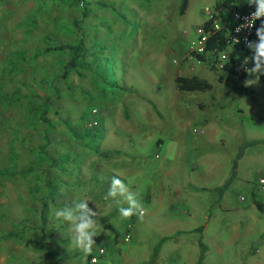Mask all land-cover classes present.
<instances>
[{
    "label": "rangeland",
    "instance_id": "374dc122",
    "mask_svg": "<svg viewBox=\"0 0 264 264\" xmlns=\"http://www.w3.org/2000/svg\"><path fill=\"white\" fill-rule=\"evenodd\" d=\"M87 1L0 0V105L17 106L18 100H21L24 102L26 113L28 114V118H26L24 123L21 122L19 125L14 123L6 124L3 126L4 129L0 128V132H10L17 136L20 131H23L24 137L22 139H25V141L21 142V144L18 143V139L13 142L17 145L15 151L23 153L26 150L25 153L32 154L33 159L30 164L34 166L38 162V150L41 146L48 151L51 148L49 136L52 124L48 126V124L43 122V118L46 116L52 122V110L49 109L47 111L48 105L52 104L51 102L56 103L57 101L61 102L71 99H63V94H61L67 79L70 80V75L67 78L62 77L64 64L69 59V52L47 51L46 49L49 46L52 47L66 42L76 43L81 38L85 45V53L89 50L90 65L83 60L84 67L80 68V71H86L87 78L91 77V80L88 79V83L93 82L94 89L91 92L92 94L83 92V96H79L77 103L80 105V115L78 120L74 121V123L70 120H65L63 121V126L67 130V134H76L77 130L81 133L75 145L78 144L79 147L84 149H95L97 147L103 149L106 145V137L104 140V135L106 136L107 133H110V130H107L106 133L102 132L106 124L114 128L118 121L119 123L121 122V124H116L118 126L116 128H122V130L120 129V134L125 131L130 138L128 141L132 140V135L129 132L134 125L130 127L129 123L131 124L133 121L129 123L122 122L126 116L131 119L135 115L136 102L148 101L151 98L145 96V100H138L133 97L131 93L137 88L136 86L159 88L163 83L158 80L159 82L153 87L152 84L154 83L151 84L149 78L155 79L163 76L164 79L168 80L170 78V70L166 68V64L167 62L171 64V62H174L173 60L176 62L183 60L180 72L185 75L191 74V70L190 72L187 71V64H192L191 62H185L189 61L186 57L189 42L199 30H202L203 22L209 19V14H207L205 8L208 7L211 10L210 5L208 6V2H211V0H189L184 14L178 13L180 0H117V2L115 1V4L117 3L116 8L112 3L113 0H110V4L102 0V3L105 4L102 9L108 13L113 21L110 26L112 30L110 31L117 30L118 34L109 38L110 44L100 45L103 47H99L97 41L91 43V45L86 44L88 37L91 38L93 33L92 25L88 28L85 11L88 6ZM111 10H115V12L113 13ZM138 10L141 14L142 24L147 29L141 26V21L137 18ZM83 11H85V14H83ZM151 12L156 13L153 16V21L148 19V15ZM170 12L172 14H169ZM115 22L116 25L113 24ZM149 23H153L156 27L151 29ZM86 31L88 32L87 35ZM106 31L108 32L109 29ZM105 36L106 34L103 33L102 37L105 38ZM92 40L90 39L89 42ZM97 50V59L95 60V65H93L94 55L91 56V54ZM158 57L162 59L158 60ZM86 64L87 67L85 66ZM159 68L163 69L162 72L158 71ZM196 73L208 76V80L213 84V87L206 91H195L194 94L201 101H212L213 104H215V101L220 102L221 98H223L219 97L220 85L214 82L209 74L218 76L224 73L215 68L207 69L204 65H198ZM77 79L79 77L74 75L73 80L77 82ZM171 82L170 79L169 85H171ZM119 83L132 88L125 87L123 89L117 85ZM66 94L78 96L73 89ZM212 95L217 98L213 99ZM77 99L75 98L74 100ZM35 106L38 108V114L35 113ZM244 106L246 109L250 108L252 112L261 113L264 116L263 104L255 101L249 104L248 101H245ZM130 107L132 116L130 111L127 112ZM92 109H95L97 113L93 115L91 113ZM0 113L2 114V112ZM156 113L157 111L155 110L154 114ZM164 116H167V118L172 117L170 113L164 114ZM113 117H117V122ZM155 117L157 118V115H151V121H154ZM183 119L185 120V117L183 115L180 116L181 122ZM94 120L97 121V124L90 126L89 123ZM188 121H192V124L188 128H183V133L189 139L200 138L202 133L199 131V122H196L197 120ZM257 124L258 126L252 127L256 129L257 137L264 139V119ZM141 127H143L144 133L149 132L153 136L157 134V131L152 129L150 124L140 125L139 128L141 129ZM192 127L198 128L197 132H193ZM94 136L97 139L91 141L89 137L93 138ZM146 140L140 138L138 143L149 144L150 141L147 142ZM114 143L115 146L119 145L117 139ZM131 148L130 144L125 146L127 151H130ZM140 149L142 148L140 147ZM227 152L226 149H223V152H215L212 155L218 154V156L224 157ZM246 154L241 164L240 173L234 182H231L232 185H229L221 193L217 189L215 190L216 193H213L214 196L215 194L219 196L225 194V203L228 207H232V210L222 213L224 214L222 217L225 216L223 222L227 225L228 221L234 218L231 216L238 217V224H240L237 229L240 231L239 238L235 237V244L232 246L229 244L228 248L218 254L213 248L212 242L204 240L199 230L195 231L193 235L186 236V245L189 250L186 252L185 257L188 258L184 262L183 253L181 264H264V212L260 211L255 204L256 200H260L264 204V183L259 181L261 178L264 179V143L259 144L258 142V145L249 148ZM132 156H135L137 169H142L143 178L150 179L152 176L151 161L155 162V159H149L145 163L140 161L136 155ZM12 157L13 154L11 153V160ZM190 157L191 154L186 159H190ZM189 166H187L188 173L191 171ZM129 169L127 167V177L131 178L130 184L136 186V197L146 210L145 216L143 220L138 219L136 216L128 219L122 218L119 208L121 206L126 207L127 204H118L112 198L105 200L104 196L108 191L103 188L98 189L94 201L96 205L103 206L104 211V214H100L102 218H98L99 227L104 230L109 223L110 228L90 253L97 257V261H87V263L83 261V264H169V258L174 257L169 252V240L157 235V224L161 223L162 218H164V207L151 220V216L148 215L151 209L148 198V189L151 182L148 181L147 187H145V182L136 177V174L133 176L134 173L129 172ZM11 173L7 168L5 172L0 171V176L1 174L9 176ZM29 187L30 189L28 188L27 191L28 198H26L24 203L28 224H30H27V230L34 228V226L31 227V223H36V228L34 229L37 232H33L31 235L21 226L24 222L22 220L24 215L15 223L11 222L9 228H6L5 231L2 230L0 232V236L5 234L3 238L0 237V255L1 253L5 254L4 258L7 264H39L40 262L41 253L38 250V225L40 224H38V214L41 210H38V207L41 205H38V199L34 196L36 193L38 194V189L35 190L31 186ZM129 189L131 190V188ZM1 192L3 191L1 190ZM158 192L157 189H154L153 193H150L153 203L154 199L159 196ZM192 194L194 192L192 193L191 190H188L185 197L190 198ZM29 195L32 197H29ZM195 195L196 197L202 196L210 199L212 193L206 190H199ZM160 196L162 199L170 196L171 198L174 197L171 191L162 192ZM6 197L9 202L8 204L1 203L0 212L6 211L7 219L10 218L7 212L8 207L11 208V205L16 207L19 203L16 202L17 199H15L14 195L9 194V191L6 192ZM52 209L50 205L41 212L44 214V219L51 218L49 213ZM237 214L240 215L237 216ZM252 215H255L259 222H256L258 225L252 228L250 235L246 236L248 227L253 224L251 222L253 219ZM17 216L20 217V214L17 213ZM128 225L130 226L127 227ZM60 230H64L63 223L57 224L55 229H53V231L57 232ZM232 230H236V227L226 228L222 231V234L227 237ZM126 234H129L127 240H125ZM200 238L204 245L203 253H206L207 259L204 262L202 261V263L199 260L194 263L192 259L199 254L200 245L198 243ZM99 247L104 248L103 254H99ZM79 255L84 257L85 260L88 254L79 250Z\"/></svg>",
    "mask_w": 264,
    "mask_h": 264
},
{
    "label": "crops",
    "instance_id": "0c3cea01",
    "mask_svg": "<svg viewBox=\"0 0 264 264\" xmlns=\"http://www.w3.org/2000/svg\"><path fill=\"white\" fill-rule=\"evenodd\" d=\"M98 1L102 0L87 1L86 17L88 28L92 25L93 33L91 38L88 37L86 44L91 45V43L97 41L99 47H103L111 43L109 38L118 34V31H110L112 30L110 26L113 21L108 13L102 9L103 6L97 4ZM104 1L110 4V0ZM115 1L117 2V0H113L112 3L116 8L117 3L115 4ZM215 1L211 0V2H208V6L210 5L211 9H213ZM111 11L115 12V10ZM155 14L151 12L148 15V19L153 21ZM169 14H172V12ZM137 18L139 21L142 20L139 10L137 11ZM142 23L143 21L140 22L141 26L147 29ZM113 24L116 25V22ZM149 25L151 29L156 27L153 23H149ZM107 29H109L108 32L106 31ZM103 33L106 34L105 38L102 37ZM92 38L94 39L92 40ZM90 39L92 41L89 42ZM227 51L229 58L235 61V65L242 66L243 60L246 57L244 50L228 48ZM92 55H94L92 62L95 65L98 50ZM159 59L162 58L158 57ZM83 60L90 65L89 50L84 54ZM182 63L183 60L176 63L171 62V64L167 62L166 68L170 70V78L168 80L164 79L163 76L156 77L155 79L149 78L151 80L150 83H154L152 84L153 87H155L157 82L161 81L163 85H160V89L136 86L137 88L134 91L131 90V95L138 100H145V96L151 98L148 101L136 102L135 115L133 114L134 116L131 119L126 116L122 122L129 123L133 121L132 123H134H129L130 127L134 125L129 132L132 135V140L130 141H128L130 138L125 131L120 134V129L122 130V128L117 129L116 127L118 126L116 124H121V122H117V117H113L117 122L115 127L112 128L111 125L107 126L106 124L102 131L106 133L107 130H110V133H107L108 135H104V140L106 137V145L103 149L98 147L95 149H84L79 147L78 144L75 145L81 133L77 130L76 134H67L63 121L70 120L74 123V121L78 120L80 115V105L77 103L79 96H83V92L91 93L94 89V84L93 82L88 83V79L91 77L87 78L86 71L83 75H78L74 70L70 71V80L67 79L62 89L63 91L61 92L60 90L61 94H63V99H71L51 104L52 127L49 136L51 148L48 151L41 146L38 150V162H36L35 166L30 164V161L33 159L32 154L25 153L26 150L23 153L15 151L17 145L13 142L17 139L19 144L25 141V139H22L24 137L23 131H20L17 136L10 132H0V171L5 172L8 168L12 172L9 176L6 174H1L0 176V205L1 203L8 204L7 191L12 196L14 195L15 199H17L16 202L19 203L16 207L13 205H11V208L8 207L7 212L10 218L6 219V211L0 212V232L9 228V224L18 221L22 215H24L22 219L24 222L21 226L27 230L28 218L24 203L26 202V198H28V188L30 189L29 186H31L35 190L38 189V194L36 193L34 196L38 199V205H41L38 207V210H41L38 214V224L43 229H47L42 231V229L38 228V250L41 253L39 264H83V261L87 263L90 254L87 255L85 260L84 257L79 255V249L71 243L72 232L70 231V225L62 219H57L55 211L66 205L87 201L89 208L100 214H104L103 206L96 205L94 201L97 190L103 188L105 191H108L112 177L116 175L131 188L133 193L137 194L136 186L130 184L131 178L127 177V167L128 169L132 167L129 169V172L134 173L133 176L136 174V177L144 181L145 187H147L148 181L151 182L148 189L149 205H151L148 215L151 216V220L164 207V218H162L161 223L157 224V235L169 240V252L170 255L174 256L169 258V264H181L183 253L185 262V259L188 258L185 257V254L189 250L186 245V236H191L198 230L204 240L212 242V246L218 254L222 253L225 248H228L229 244L231 246L234 245L235 237H238L240 232L237 230L240 227L238 217L231 216L234 218L228 221L226 225L223 222L225 216L222 217L224 215L222 213L232 210V207H228L225 203V194L221 196L215 194L214 196L213 193H216V188L222 185L230 176L234 160L241 145L256 142L246 147L241 157L237 160L233 182L240 173L241 164L247 155L248 149L258 145V142L259 144L264 143V139L257 137L256 129L252 127L258 126L257 123L262 121L264 116L261 113H254L250 108L246 109L244 106L245 101H248L249 104L255 101L264 105V75L250 79L248 80L249 83H246L248 81H243L231 75L228 71H224V74H221L223 75L221 82L218 80L219 75L209 74L212 80L220 85L219 97H223L220 102L215 101V104H213L212 101H201L194 94L195 91L202 90L188 91L180 90L176 87L175 76L177 73L182 74L180 72ZM189 66L191 65L188 63V72H190ZM204 66L207 69H211L206 65ZM162 70L158 69L159 72H162ZM196 71L197 66L188 76L196 75L208 80V76L200 75ZM74 75L79 77L77 82L73 80ZM170 79L172 81L171 85H169ZM117 85L123 89L125 87L132 88L120 83ZM72 89L78 94L77 97L74 96L75 94L70 96L66 94L67 92H71ZM184 92L186 93L184 94ZM9 94L11 93L9 92ZM212 97L213 99L217 98L214 95ZM75 98L78 99L74 100ZM155 110L157 111L156 114H154ZM128 111H130L132 116L131 107L130 110L127 109ZM0 112H2V114L0 113L1 129H4L3 126L6 124L14 123L19 125L21 122L24 123L26 118H28L25 104L21 100H18L17 106L0 105ZM168 113L172 116L171 118L164 116V114L167 115ZM151 115H157V118L155 117L154 121H151ZM182 115L185 117V120L183 119L181 122L180 116ZM245 117L247 118L244 120ZM188 120H197L196 122H199V131L202 133L200 138L189 139L183 133V128H188L192 124V121ZM144 124H150V127L156 130L157 134L153 136L149 132L144 133L143 127L139 128L140 125ZM156 125L158 126L156 127ZM197 130L198 128L192 127L193 132H197ZM89 138L91 141L97 139L96 136ZM140 138L142 140L147 139L146 141H150V143L140 144L138 143ZM116 139L119 143L118 146L114 145ZM120 142L122 143L120 144ZM128 144L132 146L130 151L125 149V146ZM223 149L228 151L224 157H220L218 154L212 155L215 152H223ZM11 153L13 154L12 160ZM189 154H191L190 159H186ZM132 155H136L140 161L145 163L149 159H155V162L151 161L152 176L150 179L143 178L142 169H137L135 156L133 157ZM190 162L191 165L189 166ZM187 166L191 169L189 173L187 172ZM154 189L159 191L157 193L159 196L154 199L153 203L150 193H153ZM187 189L191 190L192 193L194 192L190 198L185 197ZM199 190L210 191L212 196L210 199L203 198L202 196L196 197L195 194ZM169 191H171L174 197L171 198L170 196L162 199L160 196L162 192ZM29 197L32 196L29 195ZM256 202H260V200H256ZM50 205L53 208L49 213V217L51 218L44 219V214L41 212ZM17 213L20 214V217L17 216ZM252 217L251 222L253 224H250L248 227L246 236L250 235L252 228L258 225L256 222H259L255 215H252ZM98 218L101 219L102 217L99 215ZM59 223L64 224V230L53 231ZM35 224L31 223V227L34 226L36 228ZM229 227H236V230H232L226 237L222 234V231ZM34 228H30L27 231L32 235L33 232H37ZM109 228V223L108 227L104 230L98 227L97 236L94 238L96 244L104 237L105 232ZM4 236L5 234L0 237L3 238ZM198 245L200 244L198 243ZM165 249L167 250V248ZM198 251L199 254L192 259L194 263L198 260L202 263V261L204 262L207 259L205 252L200 259V248ZM4 255V253L0 255V264H7ZM171 258L172 260H170Z\"/></svg>",
    "mask_w": 264,
    "mask_h": 264
},
{
    "label": "clouds",
    "instance_id": "9594fccd",
    "mask_svg": "<svg viewBox=\"0 0 264 264\" xmlns=\"http://www.w3.org/2000/svg\"><path fill=\"white\" fill-rule=\"evenodd\" d=\"M249 4L254 6L255 10L244 17V23L236 28L237 33L256 27L258 20L261 21V24L256 28V40L249 41L245 38L246 47L252 52V56L244 58L242 69L249 73L264 74V0H249ZM233 43L239 44L240 40L234 39ZM249 59L253 63L251 68L246 67ZM246 83H249V81ZM109 198L115 199L118 204H127L126 207L121 206L119 208L122 218L128 219L136 216L138 219L143 220L146 212L145 208L137 199L136 194L129 189L119 176L114 175L112 177L110 188L104 196L105 200ZM99 215L100 213L89 208L87 201L66 205L55 211L57 219H62L70 225L71 243L85 254H90L93 247L96 246L94 238L97 236V229L100 226L97 219Z\"/></svg>",
    "mask_w": 264,
    "mask_h": 264
},
{
    "label": "trees",
    "instance_id": "16d2710c",
    "mask_svg": "<svg viewBox=\"0 0 264 264\" xmlns=\"http://www.w3.org/2000/svg\"><path fill=\"white\" fill-rule=\"evenodd\" d=\"M97 4L100 6L103 5V7L105 5L104 3H102V1H98ZM187 5H188V0H180V4L178 7V13L184 14L187 9ZM251 8H254V6H250L249 0H216L213 5V10H214L213 17L219 18L221 21L226 22L228 27H231L234 25V20L232 18L233 12H246L250 10ZM85 11L87 14V10ZM85 11H83L84 12L83 14H85ZM260 24H261V21L257 23L256 28H258ZM202 30L207 33V37H206V48L207 49H215V50L227 49L225 42H224V30L214 29L211 18L203 22ZM46 50L47 51H68L69 52V59L64 64V68H63L64 70L62 74L63 78H67L69 76V72L72 70L76 71L78 75L84 74V72L80 71V68L84 67L83 56L85 54V45L81 38L76 43H72V42L59 43L52 47L49 46ZM245 55L246 57L250 58L252 56V52L247 48L245 49ZM85 66L87 67V64ZM246 67L248 68L253 67V63L251 59H249V63L248 65H246ZM225 69L231 75L243 81H248L256 77H262L264 75L260 73H249L247 71H244L242 69V66L235 65V61L232 58H230V60L226 63ZM218 80L221 82L223 80V75H219ZM175 84L178 89L188 90V91H193V90L206 91L212 88V84L205 78L198 77L196 75H191V76L182 75L179 73H177L175 76ZM51 107L52 105L49 104L47 107V111L51 109ZM34 109H36L35 113L38 114L37 106H35ZM43 119H44L43 122L48 124V126L52 123L47 118V116ZM39 122L43 123L42 121H39ZM253 143H256V142L246 143L239 147L238 153L236 155V158L234 160V163L231 169L230 176L222 185L216 188L219 193H221L224 189H226L231 184V182L233 181L235 177V169L237 166V160L241 157L244 149L248 147L249 145H252ZM255 204L260 211H264V205L261 202L255 201ZM38 228L43 229L41 225H38ZM199 244L201 248L200 249V259H201L202 253L204 250V245L201 241V238L199 239ZM91 256L92 254L89 255V261H90Z\"/></svg>",
    "mask_w": 264,
    "mask_h": 264
},
{
    "label": "built area",
    "instance_id": "2783aa9c",
    "mask_svg": "<svg viewBox=\"0 0 264 264\" xmlns=\"http://www.w3.org/2000/svg\"><path fill=\"white\" fill-rule=\"evenodd\" d=\"M255 8H251L250 10L246 12H233L232 18L234 20V25L231 27H228L226 22L221 21L217 17H213L214 10L209 9L208 7L205 8V11L207 14H209V18L212 20V25L214 29L224 30V42L227 47L225 50H215V49H207L206 48V37L207 33L203 30H199L198 33L193 37L190 42L187 49V59L189 62H191V66H189V69L192 71L194 67L198 65H206L209 68H215L219 71H226L225 66L226 63L230 60L228 55V48H236V49H242L245 52V49H247L245 44V38L249 41H254L257 39L256 37V27L250 29V30H243L239 33H237L236 28L244 23V17L248 16L251 12H253ZM239 17V18H237ZM260 22L259 20L256 22ZM239 39V44H234L233 40ZM176 63V61L174 60ZM91 113L94 115L96 114V110L92 109ZM97 124V121L94 120L91 123H89L90 126H94ZM260 183H264V179L259 180ZM129 238V234H126L125 240ZM99 254L104 253V248L99 247L98 248ZM97 257L92 254L90 257V262H96Z\"/></svg>",
    "mask_w": 264,
    "mask_h": 264
}]
</instances>
